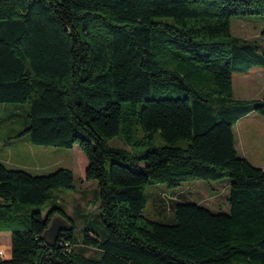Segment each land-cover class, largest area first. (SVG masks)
I'll use <instances>...</instances> for the list:
<instances>
[{"label":"trees","instance_id":"trees-1","mask_svg":"<svg viewBox=\"0 0 264 264\" xmlns=\"http://www.w3.org/2000/svg\"><path fill=\"white\" fill-rule=\"evenodd\" d=\"M249 14H264V0H0V102H28L17 136L81 148L101 223L76 236L61 206L21 210L74 187L71 168L0 161V230L11 234L0 264H264V168L234 133L243 116L264 115V96L233 93L234 72L264 67V50L231 30ZM115 135L131 149L110 144ZM226 176L228 211L180 200L173 223L144 214L150 183ZM57 215L68 228L50 246L43 231Z\"/></svg>","mask_w":264,"mask_h":264},{"label":"rangeland","instance_id":"rangeland-1","mask_svg":"<svg viewBox=\"0 0 264 264\" xmlns=\"http://www.w3.org/2000/svg\"><path fill=\"white\" fill-rule=\"evenodd\" d=\"M231 30L241 41L252 42L258 46L259 51L264 50V14L234 15L231 19ZM245 77L248 79L242 80ZM233 93L235 98L243 100L263 97L264 67L254 66L248 72H234ZM28 110V102H0V161L9 167L25 168L35 174H45L59 167H68L73 170L75 178L74 187L56 188L52 197L44 203H22L21 210L39 209L46 215L53 205H58L73 220L76 236L82 235L90 220L94 228H99L101 223L95 221V218H98L100 200L98 184L95 179L85 178L86 164L80 161V157L85 156L83 151L77 144L72 147L39 145L32 143L27 133L17 136L27 126ZM245 117L247 118H242L241 125L240 122L234 124L238 145L242 138L248 141L260 133L264 137V130H261V119H264V115L251 112ZM136 126L135 135L140 136L142 127L140 124ZM152 140L156 145L165 142L159 131L153 133ZM109 143L131 149V145L120 135L110 138ZM185 143V140L179 141L180 145ZM254 164L264 168V156L254 159ZM106 166L109 169L110 158H107ZM229 190L230 178L227 176L216 180L190 179L173 187L164 182L150 183L145 188L148 203L144 214L151 219L173 223L176 220L174 203L181 199L202 203L215 211H228ZM10 237V231L0 230V255L5 259L10 254ZM82 244L79 241L77 248H82ZM87 249V254L96 253L93 247Z\"/></svg>","mask_w":264,"mask_h":264},{"label":"crops","instance_id":"crops-1","mask_svg":"<svg viewBox=\"0 0 264 264\" xmlns=\"http://www.w3.org/2000/svg\"><path fill=\"white\" fill-rule=\"evenodd\" d=\"M248 78H242V80L246 81ZM250 114V113H249ZM247 114V115H249ZM245 115V116H247ZM243 116L242 118H247ZM242 118H240L236 123L238 124L240 122L241 125V121ZM261 123H262V129L264 130V119H261ZM263 132V131H261ZM235 133V132H234ZM235 139H236V147L238 149V152L245 156L246 158H248L253 164H254V159H258L262 156H264V137L262 136V134H257L255 136H253V138L249 139L248 141L246 139H240V144L238 145V140L236 138L235 135ZM80 161L84 164H86V159L85 157L81 156L80 157ZM257 165V164H255ZM181 200H187V199H181ZM202 204V203H201ZM10 241H11V237H10ZM11 256V244H10V254L9 257Z\"/></svg>","mask_w":264,"mask_h":264},{"label":"water","instance_id":"water-1","mask_svg":"<svg viewBox=\"0 0 264 264\" xmlns=\"http://www.w3.org/2000/svg\"><path fill=\"white\" fill-rule=\"evenodd\" d=\"M67 228H68V223H67V219L64 216L57 215L53 217L49 221L45 230L43 231V237L46 240V243L50 246H54L59 236V232ZM55 264L58 263L55 262Z\"/></svg>","mask_w":264,"mask_h":264}]
</instances>
